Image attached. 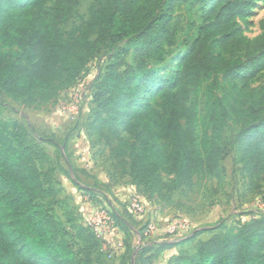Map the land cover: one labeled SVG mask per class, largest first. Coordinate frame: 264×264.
I'll use <instances>...</instances> for the list:
<instances>
[{
    "label": "trees",
    "instance_id": "obj_1",
    "mask_svg": "<svg viewBox=\"0 0 264 264\" xmlns=\"http://www.w3.org/2000/svg\"><path fill=\"white\" fill-rule=\"evenodd\" d=\"M23 1L0 0V7L10 8L18 16L17 8ZM254 1L109 0L102 6L97 0L85 25L65 32L62 26L71 18L78 0H56L46 35L41 44H34L38 60L29 65L21 58L9 62L0 57V90L22 103L48 100L66 76H78L97 47L106 45L109 63L94 84V98L103 114H97L96 121L91 122L89 134L104 138L117 169L126 172L124 167L129 166L131 181L142 187L144 196L157 192L160 198L170 199L171 194H165V190L177 191L182 184L190 187L195 175L218 176L223 169L225 148L216 134L227 125L228 113L215 91L219 79L231 84L244 62L235 55L224 60L216 57L212 40L219 33L220 45L226 49L264 50V41L244 44L227 26L236 17L248 16ZM177 7H183L185 21L196 26L197 36L181 75L169 82L176 91L157 109L144 98L148 89L158 85L149 64L166 61L170 47L176 43L173 22ZM210 15L214 24L208 20ZM6 32L19 38L14 31ZM77 32L80 36L75 38ZM93 35L96 38L91 39ZM119 43L124 45L116 49ZM127 57H131V63H127ZM263 63L260 58L257 65ZM210 80L208 115L214 123L213 136L206 133L196 142L181 122L188 109L187 87L191 83L200 92L203 83ZM161 140L170 149L169 157ZM238 141L253 171L264 174V113L242 124ZM43 162H49V154L31 139L27 125L20 120L0 119V264H94L93 254L103 241L91 227L78 222L70 207L66 215L69 227L54 217V206L69 204L60 198L61 182L55 177L59 164L45 168ZM159 168L174 174L175 180H164ZM76 184L90 197L93 193L99 196L97 190ZM73 229L78 250L68 239ZM204 232H210L211 237L198 239ZM188 243H195V250H181L168 264H264V216H252L231 232L222 230L220 224L196 230L180 241H165L157 247L154 243L156 248L147 250L153 254L144 258L143 264L168 248Z\"/></svg>",
    "mask_w": 264,
    "mask_h": 264
},
{
    "label": "rangeland",
    "instance_id": "obj_2",
    "mask_svg": "<svg viewBox=\"0 0 264 264\" xmlns=\"http://www.w3.org/2000/svg\"><path fill=\"white\" fill-rule=\"evenodd\" d=\"M96 2L97 0H78L71 18L62 26L64 31L69 32L84 26ZM108 2L109 0H101L102 6ZM55 4L56 0H24L17 8L18 16H15L10 8L0 7V57H5L9 62L21 58L29 65L36 62L38 58L35 55L34 44H41L44 39L46 26L51 19ZM190 20L195 21L196 19L191 18ZM208 20L214 24V16L210 15ZM173 25L177 30V38L176 43L169 49L167 60L163 63L151 62L149 64V68L155 72L154 79L158 85L148 89L144 98L153 108L157 109H161L171 94L176 91L169 87V82L172 78H178L181 75L190 45L197 36L196 26L185 21L183 7L174 9ZM227 26L234 31L236 39L244 44L251 45L257 39L264 41V0H255L248 16L236 17ZM7 30L16 32L19 38H12L10 33L6 32ZM79 36L80 32H77L75 38ZM94 38L96 35L91 36V39ZM221 39L222 34L216 33L212 40V49L216 57L224 60L235 55L244 62L243 67L233 77V82L229 84L219 79L218 88L215 91L228 113L227 125L220 134H216L219 144L225 148L221 162L222 171L218 176L205 177L197 174L193 177L190 187L182 184L177 191L173 190L174 188L165 190V194H171L170 199L160 198L157 192L150 193L149 198L140 192L143 191L142 187L135 189L128 186L132 183L127 172L129 166L124 167L126 172L117 169L104 138L97 134L91 136V144L96 146L95 152H97L94 153V157L98 160L97 164H103L100 166L102 171L94 166L92 160L87 162L85 168L88 172L90 171V174H98L100 177H103L107 171V178L111 180L100 178L104 182L100 186L92 175L89 176L92 179L82 177L84 184L97 186L100 190L107 192V196H97L93 193L94 197H90L77 187L78 202L81 205L86 206L90 203L94 206L93 214L98 209L106 210L114 218V227L108 230V241L107 239L102 240V247H97L93 254L94 264H143L144 258H149L150 254H153V251H147L148 248H156L160 245L156 242L161 239L173 238L163 231L145 236L143 231L151 222L165 224L179 216L186 218L192 230L183 238L191 236L195 233L197 226H193V222L182 210L192 208L194 203L192 201H197L199 197L202 200L212 198L214 205L224 203L226 207L221 206L220 208L225 210V215L223 216L221 211H218L214 217L211 216L210 222H221L227 232L234 231L237 227L236 223L238 224V219L225 224L229 219H225L229 212L227 210L231 207L236 206L241 210L239 216L247 215L249 218L264 216V174H256L253 171V165L243 158L238 141L242 124L264 113V63L257 65L260 58L264 60V50L226 49L220 45ZM123 45L124 43H119L116 49ZM109 52L106 45H99L93 57L83 66L81 73L78 76H66L48 100L33 99L22 103L9 98L0 90V119L20 120L27 125L31 139L49 154V162H43V167L51 165L55 168L61 159L67 160L65 148L69 138L76 133L77 136L81 134V131L77 132L75 128L79 129L78 125L87 118L88 127H90L91 122L96 121V115L103 114L94 98L96 91L94 84L96 78L105 72L109 63ZM126 60L127 63H131V57H127ZM212 81L204 82L200 92H196L191 83L187 87L190 93L188 109L181 122L183 129L191 133L190 139L196 142L200 141L206 133L213 136L214 123L208 115L211 99L208 88ZM52 139H55L57 143ZM161 144L165 156L169 157L170 149L165 147L163 140ZM118 160L116 161L119 162ZM158 172L168 182L175 180V175L163 168H159ZM75 185H77L76 182ZM212 191L215 193L211 194ZM214 197H221V199L215 202ZM68 200H70L69 197ZM135 200L141 201L144 207L142 212L131 210V204ZM67 204H69L68 207L54 206L53 214L60 224L69 227L66 215L69 213L71 203ZM149 204L162 205L164 209H168L167 212L170 215L163 211V220L148 216ZM180 208L181 211L176 212ZM71 232L68 239L72 242L74 249L78 250L80 245L74 235L75 229ZM154 243L156 247L152 246ZM119 244H122L121 247ZM195 247V243L186 245L189 252H193ZM159 256L158 254L155 259H148L146 264H160Z\"/></svg>",
    "mask_w": 264,
    "mask_h": 264
},
{
    "label": "crops",
    "instance_id": "obj_3",
    "mask_svg": "<svg viewBox=\"0 0 264 264\" xmlns=\"http://www.w3.org/2000/svg\"><path fill=\"white\" fill-rule=\"evenodd\" d=\"M78 126H80L79 129L75 128V130H77V132L81 131V134L77 136V133H76L73 137L69 138V141L67 142V147L65 149V154L68 157V161L61 159L59 166L57 168L55 177L58 181L61 182L60 198L68 201V203H71L70 207L74 211L78 222L86 224L88 218L93 214L95 207L92 206L90 203H87L85 206V205H81L78 202V193H77L78 186L75 185V182L82 186L97 190L99 192L98 193L99 196L106 197L107 192L100 190L97 186L84 184L82 182L83 180L82 177L84 178L88 177V179H92L91 177H89L92 175L94 179L96 180V183L98 182L100 186L104 183L102 180H100V178L107 179L109 181L111 179L107 178V175H106L107 171L103 177H100L98 174H94V175L93 173L90 174V171L88 172L87 169L85 168L89 160L93 161L94 166L96 168L98 167L100 168V166L103 164H97L98 160L94 157L95 155L94 153H97V152H95L96 146L91 144L92 135L89 134L88 118L86 120L83 119L81 124H79ZM101 145L104 147L103 144ZM87 153L91 154V156L88 157L89 154ZM100 170L102 171V168H100ZM128 186L136 189V186L133 183H130V185L128 184ZM214 193L215 192L213 191L211 192V194H214ZM207 195L209 196V193H207ZM68 197L70 198V200H68ZM203 198H204V195H203ZM213 199L215 202H218V200H220L221 197H214ZM192 202H194L192 204L193 205L192 208L189 207L187 209H183L182 211L186 215V217H188L190 221L193 222V226L195 227L197 226L195 230L213 229V228L218 227L221 224V222L220 223L210 222V219H211V216L214 217L218 211H221L223 216L225 215L224 214L225 210L222 209L223 207L224 208L226 207L224 206V203H219V204L214 205L215 203L214 204L212 203V198L210 200H208L207 198H204V200H202V198L200 197L197 201L193 200ZM154 205L149 204V208L147 209L148 216L163 220L164 215H162V212L165 211V213L169 214V212H167L168 209H164L162 205H157V204L155 206ZM151 206L153 207L151 208ZM221 206L222 208H220ZM180 211H181V208L176 210V212H180ZM227 211L229 212H228V216H225V219L226 218L227 219L229 218V219L225 222V224H228V223L230 224V221H235V219H238V224L236 223V226H239L240 224L252 218V216L249 218V216L247 215L239 216L241 214V210L238 209L236 206L231 207V209L229 208V210ZM222 230L226 231V229L223 226H222ZM160 235H163V234H160ZM211 235L212 234L210 232H204L198 237V239L206 240L209 237H211ZM184 236L186 235L171 236L173 238H170L168 240L161 239L157 241L156 243H162L165 241H168V242L180 241L181 239H183ZM107 237H109V235ZM186 245H180V244L175 245L163 251L159 256V260L161 261L160 264H163V263L168 264L169 259L171 257L177 255L181 250L186 249Z\"/></svg>",
    "mask_w": 264,
    "mask_h": 264
},
{
    "label": "built area",
    "instance_id": "obj_4",
    "mask_svg": "<svg viewBox=\"0 0 264 264\" xmlns=\"http://www.w3.org/2000/svg\"><path fill=\"white\" fill-rule=\"evenodd\" d=\"M131 210L134 212H142L143 205L140 200H135L131 204ZM86 224L92 228L98 238L103 241H108L107 237L108 230L114 227V218L106 210H97L93 215H91ZM191 225L183 217H176L173 220L167 221L165 224H158L156 222L149 223L143 231L145 236H149L154 232L163 231L170 236H183L191 232ZM122 244H119L121 247Z\"/></svg>",
    "mask_w": 264,
    "mask_h": 264
}]
</instances>
